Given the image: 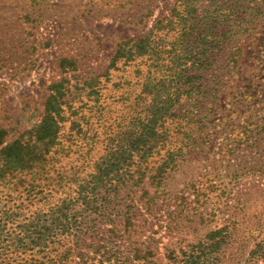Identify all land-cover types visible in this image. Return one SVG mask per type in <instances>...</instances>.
I'll use <instances>...</instances> for the list:
<instances>
[{"label": "rangeland", "instance_id": "1", "mask_svg": "<svg viewBox=\"0 0 264 264\" xmlns=\"http://www.w3.org/2000/svg\"><path fill=\"white\" fill-rule=\"evenodd\" d=\"M189 4L187 17L183 0H0V129L7 143L35 127L49 85L62 82L63 119L46 169L62 174L63 186L76 189L136 136L154 100L168 108L157 124L165 147L147 161L152 168L166 150L176 152L158 190L148 175L137 185L135 167L121 164L126 187L106 218L93 215L95 244L116 250L103 264H184L189 253L206 255L203 264H264V0ZM185 30L191 33L182 36ZM148 33L152 56L114 60L118 44ZM6 183L0 180V260L2 252L7 260L22 254L9 237L67 190L56 187L50 203L41 195L28 203Z\"/></svg>", "mask_w": 264, "mask_h": 264}, {"label": "trees", "instance_id": "2", "mask_svg": "<svg viewBox=\"0 0 264 264\" xmlns=\"http://www.w3.org/2000/svg\"><path fill=\"white\" fill-rule=\"evenodd\" d=\"M183 1L186 2L183 11L188 17L192 15L194 8L189 4L190 0ZM175 16L177 23L183 24V21L186 20L179 11H175ZM166 20L168 24L173 22L171 19ZM159 24H161V20L155 22L153 29ZM183 25L185 27L186 24ZM190 33L185 30L182 36H188ZM154 49L148 33L142 38L118 44L114 60L124 55L152 56ZM67 61L66 59L60 61L61 69H64V63ZM62 84V82H58L49 85L50 92L44 101L41 119L35 127L7 143L4 140L5 134L0 129V180H6V184H10L13 190L21 189L28 203L40 195V200L50 203L53 193H56V187L67 189L63 192V197L48 208L47 213L42 214L41 211L35 210L26 216L21 233L18 236H10L8 239L11 243L10 246H13L14 250H20L22 254L7 260L3 257L2 252L0 264H11L12 262L17 264H63L66 261L69 262L73 256L78 258L77 264H93L94 259L98 264L111 261L112 252H116V250L107 247L103 242L95 244L94 239L98 233L94 232V229L97 226L96 216L106 218L108 204L115 201L123 188L126 187V176L118 172V166L132 164L135 170L131 172L130 177L136 184L139 185L148 175L149 184L158 190L162 175L175 162L176 152L166 150L165 156L158 166L148 167V158L153 153H158L161 147H165V141L157 133V124L159 119L167 113L168 108L158 107L154 100L152 108H149L150 116L139 122L140 129L136 136L113 152L110 156L112 158L103 164H98L96 171L83 178L76 189L63 186L65 184L63 175L58 172L51 175V172L46 169V157L51 147L57 143L60 120L63 119L61 115ZM180 89V86H177L176 93L173 95L180 94ZM196 89L198 87L193 86L190 92L195 93L197 98L201 97L199 100H204V92L197 93ZM212 91L218 93L215 88ZM166 101L172 102V97L164 102ZM120 150L121 152H119ZM143 196H146V191L143 192ZM145 203H147L146 209L151 210V199H146ZM126 210L129 211L131 208L127 207ZM124 222L125 224L130 223L129 215L126 216ZM87 238L91 240L89 244H86ZM107 239L112 240L111 237H107ZM81 246L90 247L91 254L88 255ZM28 251L31 254L27 253ZM139 254L140 251L135 250L133 257L137 259L140 257ZM204 256L206 255L198 257L189 253L184 264H203L201 257ZM127 261L126 259L123 262L120 260L114 262L125 264Z\"/></svg>", "mask_w": 264, "mask_h": 264}]
</instances>
